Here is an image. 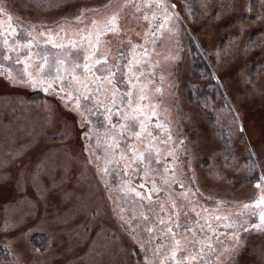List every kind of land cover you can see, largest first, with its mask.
I'll use <instances>...</instances> for the list:
<instances>
[{"label":"rangeland","instance_id":"obj_1","mask_svg":"<svg viewBox=\"0 0 264 264\" xmlns=\"http://www.w3.org/2000/svg\"><path fill=\"white\" fill-rule=\"evenodd\" d=\"M0 10L39 52L16 64L0 49V264H206L215 218L225 241L214 264H264V0H0ZM168 10L172 30L147 27ZM114 14L119 31L108 35ZM139 41L147 70L118 80L146 100L132 137L113 116L100 148L73 91L61 100L57 81L43 94L22 78L49 53L78 70ZM139 180L152 200L132 197ZM62 188L84 195L64 216Z\"/></svg>","mask_w":264,"mask_h":264},{"label":"flooded vegetation","instance_id":"obj_2","mask_svg":"<svg viewBox=\"0 0 264 264\" xmlns=\"http://www.w3.org/2000/svg\"><path fill=\"white\" fill-rule=\"evenodd\" d=\"M150 5L151 3L148 2L146 5H144L145 7L142 6L141 7L142 11L145 10V8H147ZM163 6L164 4H162V2L159 1L158 7H160L162 12L165 13V8ZM139 9L140 8H138V10ZM168 12L169 10L166 11L167 17L163 18V21L161 22L162 25L158 24V25L151 26L154 23L152 22V20H148L147 27L150 26L153 30L166 29V32L168 33L169 30L173 29L172 27V23H173L172 16L173 15H171L170 13L169 14L171 16L168 15L167 14ZM147 27L144 30L138 31V34L141 36L140 40L142 39V37H144L143 35H146L148 33ZM14 32H16V28H14L13 26L10 27V24L0 19V49H4L5 51L3 58H5L6 61L16 59V64L20 62H23V64H25L27 63V61L30 64L31 59H33L34 61H37L36 58L38 56L37 54L39 53L37 52L38 44L33 45V42H28L26 41L25 38L22 37V33H18V35H16ZM114 33L115 32H112V31L107 32L108 35H114ZM169 34L171 36L172 32ZM30 40L32 41V39ZM142 43H145V42H141V41H139V43L134 42L128 47V49L123 48L122 49L123 51L118 50L116 57H113L109 62H108V58L98 57L89 66L91 67V69L89 67L87 69L86 68L81 69L80 67H77L78 70H74V69L71 70L69 69V64L71 62H69L68 59H65L63 57H61L59 60L53 59L52 55L49 53L45 55L46 60L43 61V64L40 67L41 68L40 71L29 68L30 69V71L28 72L29 74H24L22 78L24 79L26 83H28L31 87H33L34 91H39L37 93H43V94L47 93V91H44L45 85L52 84L53 86L54 81L58 82V87L60 89L63 88V93L56 92L58 97L61 95L65 96V94H68L69 91H73L74 94H76L77 97L79 98L73 104L80 106L85 116H87L88 119L90 120L88 122L90 123V125H92L93 135H95L94 140L97 142L96 146H99L100 148V146L106 141L105 134L107 133V130L109 129V131H112L110 127L111 125L112 126L115 125V123L113 122L114 117L123 116L124 118H116V121L119 122V125L116 124V126L113 129H116L118 126L119 127L118 133L124 134L125 137L127 138L132 137V131H131L133 128L132 122L137 119V116H138L137 109H139L140 111L142 110V108H139L138 106L140 103L139 101L146 100V96L144 95V93H142V89H140V91H137L136 94L134 91L130 93L129 91L130 85L127 84L129 88L125 87L124 86L125 84L122 81L118 80V78L122 73H125V72L129 75H132V73L135 72V69H138V70L141 69L142 72H145V67H146V70H147L149 59H150L149 58L150 54L144 50L146 49V46H143L142 48L144 51L138 52L139 50L138 47H142L143 45ZM15 44H16L15 46L16 48L14 47ZM170 54H171V51L170 53H168L166 57L168 58ZM133 58H135V60ZM61 61H63V63H61ZM97 61H101V63L97 64ZM105 61L108 62L106 65L107 66L106 73H104L102 70V67H103L102 65L105 63ZM122 61L127 63L125 71H120L121 66H122ZM1 62L2 61H0V63ZM34 64H36V62H34ZM57 68L60 69L59 75H57V71H56ZM11 69L17 72L14 67H12ZM23 71H26V70L24 69ZM149 71L151 72L152 69H150ZM109 73H111V75H109ZM91 75L94 76L96 79H98L99 77L100 85L96 87L93 86L94 83H91V82H94V81L91 80ZM70 77H74L75 86L74 84H72V82H70L72 85H69L68 81H66L67 78L71 81ZM83 78H85V80H83ZM33 81H35V83H33ZM104 81H108L110 84L109 92L105 89V86L107 84L103 83ZM98 88L100 89L99 91L97 90ZM71 95L73 94L71 93ZM84 97H91V98L84 99ZM60 99L62 100V98ZM136 99H137L138 104L135 102ZM132 101L135 106H132L133 105ZM67 102L71 103L70 101H67ZM135 108L137 109L135 110ZM131 113L133 114V117H134V119L132 120H131L132 118ZM144 113L145 112H142V114ZM137 129H138V132H137L138 136L142 137L143 133L139 132L141 128L138 127ZM125 143L126 145H124V148L126 147L127 149H130L129 142L125 140ZM98 150H99V155L102 156L101 155L102 153L100 152L101 149H98ZM114 152H115V149L106 148L105 155L114 156ZM111 161H112V158H111ZM141 185H143V187H141ZM257 185H260V183H257L256 186ZM134 186L136 188V189L134 188L135 191L132 189L130 190L132 192V197L133 195L135 196L139 195V192L142 191L144 195L146 196V198L152 200V188L150 185L145 183V181L143 180L136 181L134 182ZM258 200H264V197L259 198L256 201ZM258 206H260V204ZM260 208L261 210L259 211V218L257 219L256 223H259L258 220L260 221V213L264 212V203H261ZM214 220H216L215 224L211 223V225L214 226L213 237L209 239L210 247L212 250V255L209 257V260H206V264L215 263L214 256L218 252L217 247L223 242V240L225 241V238H224L225 229L224 227L222 230H220L219 228V226H223V225L220 224L218 218H215ZM215 225H218V226L216 227Z\"/></svg>","mask_w":264,"mask_h":264},{"label":"snow or ice","instance_id":"obj_3","mask_svg":"<svg viewBox=\"0 0 264 264\" xmlns=\"http://www.w3.org/2000/svg\"><path fill=\"white\" fill-rule=\"evenodd\" d=\"M171 7H175V5H171ZM0 11H2V10H0ZM84 11H96V10H88V9H86V10H84ZM83 12L81 13V16H83ZM9 19H11V17H9ZM77 19L78 20H80L81 19V17H77ZM117 21H118V14H114L111 18H110V20H109V27H108V29H107V31H112V32H117V31H119V28H118V23H117ZM93 23L95 24V21H93ZM41 35H43V33H41ZM89 46H91V45H89ZM61 63H63V61H61ZM101 63V61H97V64H100ZM75 67H80V64L79 63H77L76 65H75ZM83 67L84 68H88L89 66L87 65V64H84L83 65ZM98 70V69H97ZM57 75H59V72H60V69L59 68H57ZM109 75H111V73H109ZM99 78V77H98ZM33 83H35V81H33ZM53 88V86H52V84H47V85H45V87H44V91H48L49 89H52ZM98 91L100 90L99 88L97 89ZM54 91H63V88H61V89H59V90H54ZM62 99H63V97H61ZM91 97H84V99H90ZM67 106V105H66ZM143 155V154H142ZM105 171H107V169H105ZM181 187H183V185L181 184L180 185ZM141 187H143V185H141ZM257 187H260V185H257ZM261 203H264V200H258V201H256V204H257V206L259 205V204H261ZM245 207H247V205H245ZM260 221H261V224H264V212H261L260 213ZM253 227H255V228H257V229H259V225H253ZM168 231L169 232H171L172 231V229H168ZM178 243V242H177Z\"/></svg>","mask_w":264,"mask_h":264},{"label":"bare ground","instance_id":"obj_4","mask_svg":"<svg viewBox=\"0 0 264 264\" xmlns=\"http://www.w3.org/2000/svg\"><path fill=\"white\" fill-rule=\"evenodd\" d=\"M62 165L68 167L67 163H63V164H61V166ZM50 180H52V178H50ZM62 191H63V193L60 192V195L62 194L61 196L64 198L65 204H67L69 201V206H70L68 208V212L59 211V214L64 216L67 213H69V214L72 213L77 207L81 206V204L83 203V196L84 195L82 193H79V192H72L69 195H66V190L64 188H62ZM57 216H59L58 213H57Z\"/></svg>","mask_w":264,"mask_h":264}]
</instances>
